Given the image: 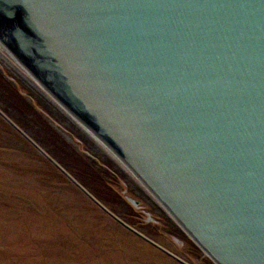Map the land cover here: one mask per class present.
<instances>
[{
	"label": "water",
	"instance_id": "1",
	"mask_svg": "<svg viewBox=\"0 0 264 264\" xmlns=\"http://www.w3.org/2000/svg\"><path fill=\"white\" fill-rule=\"evenodd\" d=\"M0 52L214 264H264V0H0Z\"/></svg>",
	"mask_w": 264,
	"mask_h": 264
},
{
	"label": "rangeland",
	"instance_id": "2",
	"mask_svg": "<svg viewBox=\"0 0 264 264\" xmlns=\"http://www.w3.org/2000/svg\"><path fill=\"white\" fill-rule=\"evenodd\" d=\"M0 264L214 263L0 52Z\"/></svg>",
	"mask_w": 264,
	"mask_h": 264
},
{
	"label": "flooded vegetation",
	"instance_id": "3",
	"mask_svg": "<svg viewBox=\"0 0 264 264\" xmlns=\"http://www.w3.org/2000/svg\"><path fill=\"white\" fill-rule=\"evenodd\" d=\"M87 133V132H86ZM88 134V133H87ZM89 135V134H88ZM93 139V138H92ZM98 144V143H97ZM99 145V144H98ZM112 167L114 168V166L112 165ZM135 182V181H134ZM130 200L135 204V205H137V207H138V205H139V202L138 201H136V200H134V199H131L130 198ZM124 201V200H123ZM122 201V202H123ZM126 202V201H125ZM129 202V201H128ZM130 203V202H129Z\"/></svg>",
	"mask_w": 264,
	"mask_h": 264
}]
</instances>
